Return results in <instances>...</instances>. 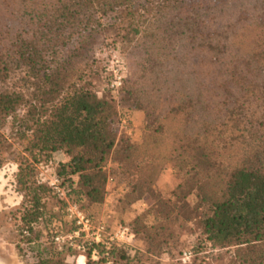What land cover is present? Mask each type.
<instances>
[{
  "label": "trees",
  "instance_id": "1",
  "mask_svg": "<svg viewBox=\"0 0 264 264\" xmlns=\"http://www.w3.org/2000/svg\"><path fill=\"white\" fill-rule=\"evenodd\" d=\"M136 9L153 21L128 91L147 115L145 137L117 149V109L80 83L76 61L100 18L135 21ZM57 152L68 157L56 169L66 199L36 173ZM168 162L185 181L167 202L184 207L195 194L196 210L207 209L200 225L208 242L244 252L242 264H264V0H0V170L18 166L27 203L20 237L36 246L37 264H71L77 255L54 243L67 201L84 211L103 204L110 179L152 193ZM49 195L58 211H48ZM161 199L125 224L144 235L153 259L171 237ZM91 251L86 264H107ZM139 255L120 243L109 251L111 264Z\"/></svg>",
  "mask_w": 264,
  "mask_h": 264
},
{
  "label": "rangeland",
  "instance_id": "2",
  "mask_svg": "<svg viewBox=\"0 0 264 264\" xmlns=\"http://www.w3.org/2000/svg\"><path fill=\"white\" fill-rule=\"evenodd\" d=\"M150 16L151 14L145 12L142 14L136 9L133 16L135 21L130 19L116 21L118 18L116 14L100 18V21L92 26L93 36L84 46L82 57L76 61V69L79 70L76 74L83 75L80 83L88 85L99 97L111 100L117 109L119 121L117 149H120L126 141L142 143L145 137L144 125L147 115L144 111L136 109L134 102L128 99V91L132 87L130 82L135 77L140 63V52L136 47L145 41L146 33L151 32L152 29L153 21H148ZM136 29L140 31L139 35H136ZM71 49L72 45L69 46L68 51L62 50L63 56L71 54L73 52ZM14 79L21 82L19 78ZM14 79L12 84L17 83ZM126 117L131 119L134 132L127 128ZM15 146L16 153H21L22 148ZM67 160L66 155L57 152L50 161L37 164L36 173L39 181H44L51 187L57 179L58 163ZM18 172L15 163L5 164L0 170V264H37L38 253L34 248L36 246H28L21 242L20 231L27 203H25L24 191L18 185ZM122 181L125 183L124 180ZM184 181L185 178L177 173L172 163L168 162L152 186V193L146 192L140 195L129 191L127 185L128 190H124L125 184L116 186L111 182L106 187L107 195L103 204H85L86 212L80 208L93 217L96 224H105L109 227L108 232H114L118 225L130 224L139 213L149 210L157 200H162L161 197H164L165 203L157 212L162 223L165 222L163 220L166 216L170 217L169 222L162 224L170 228L168 252L153 259L147 253L149 242L144 235L137 234V228H133L131 230L134 239L129 244L120 243L139 252V258L133 264L157 262L159 264H242L240 256L244 252L238 251L237 248L213 247L202 234L200 219L207 209L202 207L196 210L195 194L186 196L184 207L176 205L172 200V203L167 202L171 199V193ZM44 201L48 211H58L61 207L53 195H49ZM175 206L178 208L175 209ZM66 208L62 219L54 223L58 228L56 231L58 234H67L74 230L73 223L67 218ZM185 253L190 254L187 263L182 261ZM108 260L111 261L110 256ZM77 262L86 263L82 258L78 260V254L74 260H69L71 264Z\"/></svg>",
  "mask_w": 264,
  "mask_h": 264
},
{
  "label": "built area",
  "instance_id": "3",
  "mask_svg": "<svg viewBox=\"0 0 264 264\" xmlns=\"http://www.w3.org/2000/svg\"><path fill=\"white\" fill-rule=\"evenodd\" d=\"M126 125V122L123 121ZM111 179L109 183H111ZM56 194L61 199H66L65 192L59 186L58 179L51 184ZM66 215L70 222L74 225V230L67 234H58L54 236V243L60 246H66L74 249L78 254V260L84 259L87 261L89 249H91V257L94 261L105 259L107 264L109 249L114 243L129 244L134 239V233L131 228L125 225H118L114 232H108L105 224H96L93 217L86 214L79 205L67 201ZM98 246H101L104 251H98ZM190 259V254L185 253L182 258L183 263H187ZM78 264V262H77ZM86 264V263H85Z\"/></svg>",
  "mask_w": 264,
  "mask_h": 264
},
{
  "label": "bare ground",
  "instance_id": "4",
  "mask_svg": "<svg viewBox=\"0 0 264 264\" xmlns=\"http://www.w3.org/2000/svg\"><path fill=\"white\" fill-rule=\"evenodd\" d=\"M83 264V263H82Z\"/></svg>",
  "mask_w": 264,
  "mask_h": 264
}]
</instances>
